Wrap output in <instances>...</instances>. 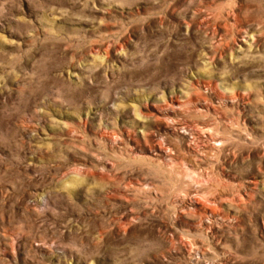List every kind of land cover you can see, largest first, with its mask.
Returning a JSON list of instances; mask_svg holds the SVG:
<instances>
[{
	"label": "rangeland",
	"instance_id": "374dc122",
	"mask_svg": "<svg viewBox=\"0 0 264 264\" xmlns=\"http://www.w3.org/2000/svg\"><path fill=\"white\" fill-rule=\"evenodd\" d=\"M0 264H264V0H0Z\"/></svg>",
	"mask_w": 264,
	"mask_h": 264
},
{
	"label": "bare ground",
	"instance_id": "6f19581e",
	"mask_svg": "<svg viewBox=\"0 0 264 264\" xmlns=\"http://www.w3.org/2000/svg\"><path fill=\"white\" fill-rule=\"evenodd\" d=\"M198 102H200V103H204L205 105L208 106V103H207L206 100L199 99ZM167 124H168L169 126H172V125H173V123L171 124V123H169V122H167ZM206 127H207V126H206ZM210 130H211L210 128H209V129L205 128V129H203V130H200V131L197 133V136H196L195 139H194V144L200 145L201 140L204 139V138H207L209 141H211V142L213 143L212 145H213L214 147H216L217 144H218L219 142H221V140L219 139V136H218V135H216V134H212V132H211ZM161 149L164 150V151H166L168 154H171V153H172V150H171V149H166V148H164V147H162V146H161ZM187 174H188V173H187ZM188 177H189V176H188ZM190 177H191V176H190ZM186 179H187V178H186ZM196 201L198 202V200H196ZM186 249L189 250V248H186Z\"/></svg>",
	"mask_w": 264,
	"mask_h": 264
}]
</instances>
